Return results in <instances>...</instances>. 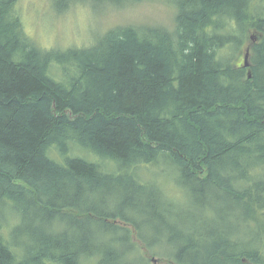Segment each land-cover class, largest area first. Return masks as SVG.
Returning <instances> with one entry per match:
<instances>
[{"label":"trees","instance_id":"16d2710c","mask_svg":"<svg viewBox=\"0 0 264 264\" xmlns=\"http://www.w3.org/2000/svg\"><path fill=\"white\" fill-rule=\"evenodd\" d=\"M164 1L43 51L0 0V264H264V0Z\"/></svg>","mask_w":264,"mask_h":264},{"label":"rangeland","instance_id":"374dc122","mask_svg":"<svg viewBox=\"0 0 264 264\" xmlns=\"http://www.w3.org/2000/svg\"><path fill=\"white\" fill-rule=\"evenodd\" d=\"M17 12L20 15L23 30L26 35L43 51L68 48H88L100 38L108 29L118 25H132L136 27L162 26L171 28L175 10L164 0H140L111 4L96 0H14ZM229 56H232L228 52ZM243 62L242 54L240 56ZM60 75L61 71L58 70ZM88 158L91 154L86 153ZM91 159V158H90ZM158 173L161 182L177 190L175 180L163 176L159 169L149 172L148 180ZM174 179V178H173ZM138 220V219H137ZM158 222L146 217L145 237L153 243L155 251L171 255L173 249L161 240L165 233L158 229ZM10 225H7V231ZM157 245V246H156ZM132 256L133 264H141L137 257ZM147 257V255H146ZM151 264H171L169 260L159 256L147 257Z\"/></svg>","mask_w":264,"mask_h":264},{"label":"water","instance_id":"95a60500","mask_svg":"<svg viewBox=\"0 0 264 264\" xmlns=\"http://www.w3.org/2000/svg\"><path fill=\"white\" fill-rule=\"evenodd\" d=\"M250 38L252 41L255 40V36H253V35H251ZM248 55H249V48L246 49V51L244 53V57H243V65L245 67H248ZM248 77H250V73H248Z\"/></svg>","mask_w":264,"mask_h":264}]
</instances>
